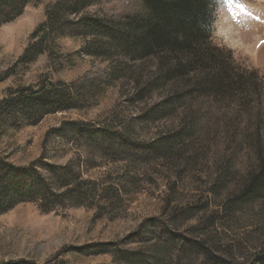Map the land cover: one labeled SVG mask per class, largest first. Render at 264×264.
Masks as SVG:
<instances>
[{
    "label": "rangeland",
    "instance_id": "rangeland-1",
    "mask_svg": "<svg viewBox=\"0 0 264 264\" xmlns=\"http://www.w3.org/2000/svg\"><path fill=\"white\" fill-rule=\"evenodd\" d=\"M52 1L30 0L20 16L0 25V159L10 175L34 165L46 179V165H70L108 194L101 191L86 205L67 204L49 212L41 211L40 202L27 201L1 213L0 264H139L140 258L127 253L154 259L159 251L172 264H211L206 254L228 264H259L264 199L257 204L259 215L245 207L239 212L243 216H230L221 208L224 216L213 230H201L206 220L197 215L192 220L178 215L172 222L171 207L194 205L205 196L200 184L193 187L179 176L178 160H163L146 148L160 144L184 115L178 111L154 122L141 118L165 95L164 89L151 99H135L132 77L146 66L130 63L128 72L114 79L115 60L85 55L84 39L77 35L55 37L34 61L20 62ZM138 8L136 0H115L88 12L119 16ZM210 9L209 45L235 70L254 72L264 81V0H211ZM42 83L62 88L68 101L58 110L14 101L1 105L19 89ZM237 99L205 96L192 105L200 128L188 146L196 179L208 180L209 170L223 157L221 132L233 127L243 111ZM77 127H87L93 136ZM100 131L116 136L108 140ZM187 241L204 243L205 250L192 249Z\"/></svg>",
    "mask_w": 264,
    "mask_h": 264
},
{
    "label": "trees",
    "instance_id": "trees-1",
    "mask_svg": "<svg viewBox=\"0 0 264 264\" xmlns=\"http://www.w3.org/2000/svg\"><path fill=\"white\" fill-rule=\"evenodd\" d=\"M29 1L0 0V25L20 16ZM111 1L115 0L50 2L45 7V20L34 29L20 62L34 61L55 37L77 35L84 39L82 52L85 55L115 60L116 68L111 72L114 79L125 75L130 63L146 66L143 74L132 77L135 99H151L157 91L164 89L165 95L150 105L141 118L154 122L168 119L178 111L184 112L176 130L164 136L160 144L151 143L146 148L163 160H178L179 176H186L193 187L200 184L199 190L205 196L203 202L197 200L194 205L171 207L172 222L178 215L186 220L197 215L202 221L205 217L202 222L206 220V223H202L204 228L201 229L204 231L213 230L221 222L224 216L221 208L230 216L240 215L245 207L253 212L257 210L259 215L261 207L257 204L264 199V81L254 72L235 70L220 57L218 49L207 42L211 0H136L139 3L137 10L119 16L88 12L91 7ZM205 96L215 100H236L241 96L237 105L243 110L240 117H235L232 129L226 127L221 132L224 154L209 170L208 180L194 177L196 161L188 156V146L200 129L198 119L190 110ZM68 98L62 88L42 83L37 88L19 89L16 96L7 97L1 105L14 101L19 106H45L58 110ZM77 128L93 136L87 127ZM100 132L108 140L116 136L115 132ZM46 167L49 179L34 165L15 169L16 173L10 175L7 173L9 166L0 159V214L21 202H40L41 211L49 212L67 204L86 205L101 195V191L108 194L106 189L100 191L96 183L81 179L70 165ZM187 243L192 249L205 248L204 243ZM159 253L154 259L140 257L138 252L127 253V257L140 258L139 264H172L165 252ZM206 255L211 264H228ZM257 262L264 264V257ZM52 264L66 263L56 261Z\"/></svg>",
    "mask_w": 264,
    "mask_h": 264
}]
</instances>
